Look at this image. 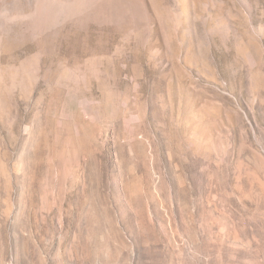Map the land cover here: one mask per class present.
Returning <instances> with one entry per match:
<instances>
[{
    "label": "rangeland",
    "instance_id": "1",
    "mask_svg": "<svg viewBox=\"0 0 264 264\" xmlns=\"http://www.w3.org/2000/svg\"><path fill=\"white\" fill-rule=\"evenodd\" d=\"M0 264H264V0H0Z\"/></svg>",
    "mask_w": 264,
    "mask_h": 264
}]
</instances>
